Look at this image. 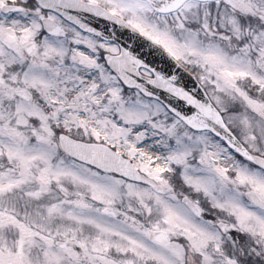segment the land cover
I'll use <instances>...</instances> for the list:
<instances>
[{"label": "snow or ice", "instance_id": "6c2138e0", "mask_svg": "<svg viewBox=\"0 0 264 264\" xmlns=\"http://www.w3.org/2000/svg\"><path fill=\"white\" fill-rule=\"evenodd\" d=\"M0 264H264V0H0Z\"/></svg>", "mask_w": 264, "mask_h": 264}]
</instances>
